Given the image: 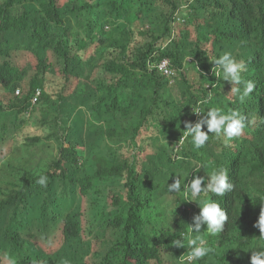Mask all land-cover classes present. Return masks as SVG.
Masks as SVG:
<instances>
[{
	"label": "trees",
	"instance_id": "trees-1",
	"mask_svg": "<svg viewBox=\"0 0 264 264\" xmlns=\"http://www.w3.org/2000/svg\"><path fill=\"white\" fill-rule=\"evenodd\" d=\"M225 52L255 85L244 102L212 72ZM211 107L239 111L242 134L181 143ZM220 169L234 187L209 196L228 219L201 230L215 251L193 264H250L264 246V0H0V264H181L172 241L200 211L183 186Z\"/></svg>",
	"mask_w": 264,
	"mask_h": 264
},
{
	"label": "clouds",
	"instance_id": "clouds-1",
	"mask_svg": "<svg viewBox=\"0 0 264 264\" xmlns=\"http://www.w3.org/2000/svg\"><path fill=\"white\" fill-rule=\"evenodd\" d=\"M212 62L214 63L212 72L215 77L231 83L230 93L239 94L240 102H244L255 87L253 82L242 80L241 74L246 70L244 62L237 61L228 52L223 53L218 58L214 57ZM241 84L244 85L242 90L239 87ZM209 96H211V93H209ZM192 111L197 115L201 113L199 109H192ZM205 126L207 131L202 130ZM244 128L245 117L239 111H224L220 107H211L197 122H185L181 143L190 138V143L194 148L200 149L209 141L210 135H214L217 139L223 138L224 143L228 144L233 138L240 136ZM194 170L198 172L196 168ZM36 183L46 187L47 177L41 175ZM167 187L169 192H181V178L174 179L173 183L168 184ZM233 187V184L229 182L227 171L224 169L214 170L207 177L196 175L190 184H184L182 194L185 201L196 202L200 211L198 214H194L193 222L188 225L187 231L182 232L180 238L172 241L175 247L188 249L187 255L181 257V264H193L194 261L208 257L210 253L215 251L213 248L206 246L205 240L198 234L203 229L208 236H216L223 231L228 216L220 204L212 200L209 194L224 196ZM261 205L259 218L254 227L259 229V239L264 241V201L261 202ZM250 264H264V246L253 250Z\"/></svg>",
	"mask_w": 264,
	"mask_h": 264
},
{
	"label": "built area",
	"instance_id": "built-area-1",
	"mask_svg": "<svg viewBox=\"0 0 264 264\" xmlns=\"http://www.w3.org/2000/svg\"><path fill=\"white\" fill-rule=\"evenodd\" d=\"M158 70L160 72H162L163 74L167 75V76H172L175 74L174 70L171 67L170 61L165 59L163 61H161L158 65ZM17 95H20V90H18ZM42 96V90L41 89H37L35 92V95L33 97L32 100V107L36 106L39 103V100ZM187 254H184V256H186Z\"/></svg>",
	"mask_w": 264,
	"mask_h": 264
},
{
	"label": "rangeland",
	"instance_id": "rangeland-1",
	"mask_svg": "<svg viewBox=\"0 0 264 264\" xmlns=\"http://www.w3.org/2000/svg\"><path fill=\"white\" fill-rule=\"evenodd\" d=\"M80 112H81V110H80Z\"/></svg>",
	"mask_w": 264,
	"mask_h": 264
}]
</instances>
